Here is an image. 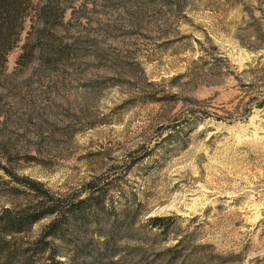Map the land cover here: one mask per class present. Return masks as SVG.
Returning a JSON list of instances; mask_svg holds the SVG:
<instances>
[{"label":"rangeland","instance_id":"rangeland-1","mask_svg":"<svg viewBox=\"0 0 264 264\" xmlns=\"http://www.w3.org/2000/svg\"><path fill=\"white\" fill-rule=\"evenodd\" d=\"M3 207L0 264H264V0H32Z\"/></svg>","mask_w":264,"mask_h":264},{"label":"trees","instance_id":"trees-1","mask_svg":"<svg viewBox=\"0 0 264 264\" xmlns=\"http://www.w3.org/2000/svg\"><path fill=\"white\" fill-rule=\"evenodd\" d=\"M31 1L0 0V69L5 67L9 52L21 40ZM41 186L40 183L33 182V189L38 194L47 195L48 191L42 190ZM83 202L85 200L80 201V203ZM36 219L37 216L31 215L26 209L17 210L3 207L0 210V259L5 257L6 251L9 250L8 246L17 243L19 240L16 234L29 230ZM11 253L8 257H11Z\"/></svg>","mask_w":264,"mask_h":264}]
</instances>
